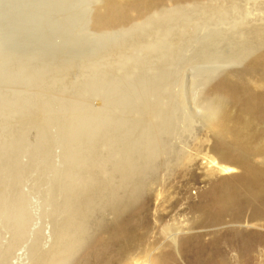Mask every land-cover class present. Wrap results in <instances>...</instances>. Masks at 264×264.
<instances>
[{"label":"bare ground","instance_id":"obj_1","mask_svg":"<svg viewBox=\"0 0 264 264\" xmlns=\"http://www.w3.org/2000/svg\"><path fill=\"white\" fill-rule=\"evenodd\" d=\"M183 2L195 5L188 8ZM239 8L236 0H0V131L6 130L0 147V213L5 199L2 166L11 163L18 178L23 172L20 154L30 136L38 144L37 153L48 154L56 128L66 169L53 192L64 196L65 209L76 208L75 221L81 222L76 239L81 236L86 244L89 220H83L92 184L85 175L97 174L100 161L95 156L90 160L89 151L109 146L110 153H119L118 187L122 195L135 192L134 182L140 183L142 168L157 161L158 147L167 144L175 119H188L184 108L200 119L220 148L219 157L208 162L229 176L212 181L214 168L202 176L213 185L214 205L209 209L214 213L209 219L217 224L245 218L263 222L264 22L258 23L264 19L223 29L224 19L239 20L244 12ZM204 78L208 91L201 95L193 86ZM120 126L123 134L116 141L113 132ZM112 142L118 147L110 148ZM195 148V159L179 148L183 157L176 156L177 168L198 167L204 145ZM17 186L9 204L16 226L3 264H9L15 247L28 235L30 218ZM117 206L107 211L117 213ZM33 238L38 250L41 237ZM67 251L55 260L50 253L42 256L52 259L43 264L64 261Z\"/></svg>","mask_w":264,"mask_h":264},{"label":"rangeland","instance_id":"obj_2","mask_svg":"<svg viewBox=\"0 0 264 264\" xmlns=\"http://www.w3.org/2000/svg\"><path fill=\"white\" fill-rule=\"evenodd\" d=\"M187 4L188 8L195 5L190 2ZM227 4L228 2L222 3L225 6ZM172 5L173 2L168 1V6ZM236 6L242 8L243 14L239 20L234 22L224 19L223 29H228L235 23L241 24L245 20L254 22L258 18L264 19V0H236ZM240 8L238 10H241ZM263 22L264 20L258 25H263ZM255 25L257 24L255 23ZM202 81L196 82V85L193 86V91L201 95L208 91L207 79L204 78ZM184 83L186 84V82ZM184 112L187 116L189 115L187 121L185 118L175 119L173 135L171 134V139L167 140L168 145L164 144V147H158L160 152L157 151V156L158 154L159 156L155 164L150 168L146 167L148 171L145 167L142 168L143 170L140 168L144 175L141 173L138 185L134 182L136 189L133 187V190L135 189V192L126 191V194L122 195L123 189L120 188L121 185L118 182L121 178L119 174L122 173L117 172V169L121 170L120 161H122V158L118 156L119 153L115 151L110 153L109 146L89 151V157L93 153L90 160L95 156L100 161H98L96 170L90 169L91 172L94 170L97 173L93 174L94 178L91 173L85 175L87 184H92L90 186V188L92 187L90 211L88 210L89 215L87 214L83 220L87 221V218L89 220L87 227L90 231L89 238L87 242L85 241L86 244L84 239L80 238L81 236L78 241L76 239L79 236L78 223H81L80 220L75 221L76 208L65 209L64 196H55L53 192L55 180L66 169L61 136L56 134V128L52 130V144L48 154L37 153L38 144L30 136V141L24 145L19 158V168L23 171L20 176L17 178L14 175L11 163H5L1 169V178L5 185L3 187L5 199L0 213V264L4 263L3 252L12 241L16 226L11 221L12 207L9 206L14 196L12 190L14 183H17L18 192L24 199L30 222L27 239L15 247L9 264H43V260H55L56 256L66 249H68L67 259L58 261L57 264H258V262L264 264V220L255 222L245 218L234 223L224 219L222 223L217 224L213 223L214 220L209 219V215L214 213V211H210L214 205L213 185L207 184L202 176L212 172L213 168L216 169V172L212 181L227 180L229 176L223 173L222 167H212L208 162V159H217V150L220 148L214 144L215 141L212 140L207 127L189 109L183 108ZM124 121L122 119L120 124ZM121 127L120 130L115 129L113 132L116 141L122 137L123 127ZM3 132L5 133L6 130L0 131V147L3 143ZM183 135L185 138H182ZM118 136L120 137L117 138ZM178 138L183 140L180 139V141ZM168 142L179 147H170ZM200 143H203L204 149L198 160V167L191 165L185 169L177 168V157L178 159L183 157V152H180L182 147L187 156L195 159L193 156L196 152L195 147ZM112 144L110 148L118 147L117 143L112 142ZM35 147L36 150H34ZM171 150H174L176 155L174 152L172 154ZM34 154L35 159H33ZM103 160L106 164L102 162ZM112 169L114 171H111ZM239 174L240 172L237 173V175ZM90 176L93 179L88 181ZM107 182L108 184H106ZM105 190L107 191L105 192ZM109 193L110 195H108ZM112 193L113 197H111ZM116 204H118L117 213L113 214L112 211H107ZM120 215L121 217H117ZM117 223L120 225L117 226ZM37 234L40 235L41 241L39 249L35 250L33 237ZM66 234L68 235L66 236ZM84 238L86 237L84 236ZM172 238L176 240L173 239V241ZM232 244L236 247H233ZM240 245L245 251L239 247ZM259 248L261 249L259 250ZM21 252L22 256L19 255ZM49 253L52 255V259L41 258Z\"/></svg>","mask_w":264,"mask_h":264}]
</instances>
